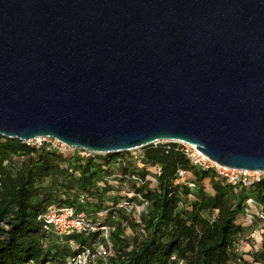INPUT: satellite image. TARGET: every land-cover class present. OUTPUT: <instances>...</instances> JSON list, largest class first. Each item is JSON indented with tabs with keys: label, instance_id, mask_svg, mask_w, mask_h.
Masks as SVG:
<instances>
[{
	"label": "water",
	"instance_id": "1",
	"mask_svg": "<svg viewBox=\"0 0 264 264\" xmlns=\"http://www.w3.org/2000/svg\"><path fill=\"white\" fill-rule=\"evenodd\" d=\"M0 136L264 172V0H0Z\"/></svg>",
	"mask_w": 264,
	"mask_h": 264
},
{
	"label": "trees",
	"instance_id": "2",
	"mask_svg": "<svg viewBox=\"0 0 264 264\" xmlns=\"http://www.w3.org/2000/svg\"><path fill=\"white\" fill-rule=\"evenodd\" d=\"M142 152L144 166L134 173L143 183L130 187L150 204L138 224L145 237L129 242L121 237L119 227L114 228L110 233L114 251L105 261L239 264L240 258L232 251L244 229L240 220L245 218V203L252 197L264 211V180L250 188H232L213 172L193 168L174 143L149 145ZM119 156H61L0 136V264H68L69 259L85 250L95 253L99 233L61 239L46 232L37 218L48 208L61 206L73 207L88 217L92 216L88 213L97 216L108 210L101 216L105 219L122 212L116 205L124 196L109 204L104 198L121 190L102 183L109 173L108 164ZM17 158H25L19 169L15 165ZM155 167H159V173L151 174ZM178 170L186 173L187 183L194 186L192 190L174 185ZM48 178L51 182L45 187ZM206 180L209 187L204 184ZM70 193L73 203L69 202ZM80 196L87 197L82 208L78 204ZM252 256L255 263L264 264V249Z\"/></svg>",
	"mask_w": 264,
	"mask_h": 264
},
{
	"label": "built area",
	"instance_id": "3",
	"mask_svg": "<svg viewBox=\"0 0 264 264\" xmlns=\"http://www.w3.org/2000/svg\"><path fill=\"white\" fill-rule=\"evenodd\" d=\"M172 142H159L153 144L157 146L158 144H167ZM28 146L34 147L35 149H43L46 152H53L61 156H72L76 155L79 158L87 159L92 157L95 153L75 149L65 146L64 144L58 142L51 138H37L30 142H26ZM178 145L179 151L188 160L190 165L200 171H210L213 172L218 178L222 179L226 184L230 185L232 188H250L253 185L264 180V172L259 171H247V170H237L233 168H226L212 162L208 157L204 156L201 152H198L196 146L187 145L184 143H174ZM129 158H118L117 162H110L107 169L109 173L104 176L102 183L108 184L115 189H120L124 196V199L116 205V208L121 211L131 212L133 210L139 211L140 214H146L149 210L150 204L143 200L139 194H135L130 186L140 185L143 181L134 173V171L140 170L143 165L144 154L142 148L135 149L127 152ZM120 166V169L113 170V167ZM155 173H159V167H155ZM174 185H185L189 189H193L192 184L187 183V175L184 171L178 170L177 176L174 180ZM87 198L86 196H80V201ZM134 199L140 201L139 206L134 203ZM246 208L244 211V216L248 221L253 220V214L251 212V206L254 204V199L249 197L246 200ZM108 212L101 211L97 216H102ZM260 222L263 223L264 228V211L259 205L257 212L254 214ZM37 221L43 226L46 232H50L58 238H66L72 235H88L91 233H99V237H102L106 243V246L99 249L95 253H91L89 250H85L81 254L74 258L68 260V264H88L89 260H94L96 257L106 260L112 255L110 250V245L108 239L110 233L114 230L113 227L107 226L101 223H94L90 217L85 212H76L73 207L61 206V207H50L45 212H43ZM263 232V229H262ZM73 245L72 242L69 243ZM174 258H171L173 261ZM170 264H183L182 262L170 263Z\"/></svg>",
	"mask_w": 264,
	"mask_h": 264
},
{
	"label": "rangeland",
	"instance_id": "4",
	"mask_svg": "<svg viewBox=\"0 0 264 264\" xmlns=\"http://www.w3.org/2000/svg\"><path fill=\"white\" fill-rule=\"evenodd\" d=\"M118 158H129L128 153H121V156L115 158L112 162H117L116 160ZM25 158H17L15 159V165L16 168L19 169L21 167V165L23 164ZM119 165L118 167L114 166L115 169H120ZM154 170H152L153 174ZM151 179V177H150ZM51 179L48 178L45 180L44 182V186L47 187L50 185ZM204 184L206 187H209L208 185V181H204ZM153 183H151L149 185L150 188L153 187ZM70 195H72L71 193L69 194V202H72V197H70ZM123 196V194L121 192L117 193V194H110V195H105V203L109 204L111 201L112 202H118L121 197ZM62 199L67 198V196H61ZM76 197V195H74V198ZM191 199V197L189 198ZM73 203V202H72ZM90 203L91 202H87ZM134 203L139 206L140 201L137 199H134ZM78 204L82 207H85V205L83 204V202L80 201V199L78 200ZM72 205V204H71ZM259 204L254 200V204L251 206V212L253 214V220L252 221H248L246 218H242L240 220L241 225L244 227L242 234L237 238L236 244L234 245L233 248V254L234 256H237L238 258H240V263L239 264H258L255 263L252 259V255L256 254L257 252H260L264 249V237L262 235V229H263V223L260 222L256 217H254V214L257 212ZM92 216H90V219L92 221H96L99 223H103L104 225L107 226H111L113 228H118L120 230H122V234L121 237H125L129 242H132L134 239H143L145 237L144 232L141 229V225L139 224L140 221V216L141 214L139 213V211L133 210L131 212H127V211H122L117 213L113 218L108 217V218H104L101 216H94L93 213H88ZM108 243L110 245V250L114 251V241L112 239V236L110 234L109 239H108ZM104 246H106L105 241L103 240L102 237H99L97 239V243L94 245V248L96 251H98L99 249L103 248ZM73 248V247H72ZM93 262L95 261V264H108L107 261L102 260V259H98V257H96L94 260H89V262ZM88 262V264H89Z\"/></svg>",
	"mask_w": 264,
	"mask_h": 264
}]
</instances>
